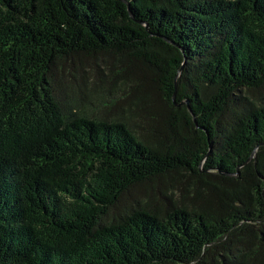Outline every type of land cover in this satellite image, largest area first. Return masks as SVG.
I'll use <instances>...</instances> for the list:
<instances>
[{
    "label": "trees",
    "instance_id": "trees-1",
    "mask_svg": "<svg viewBox=\"0 0 264 264\" xmlns=\"http://www.w3.org/2000/svg\"><path fill=\"white\" fill-rule=\"evenodd\" d=\"M0 264H264V0H0Z\"/></svg>",
    "mask_w": 264,
    "mask_h": 264
},
{
    "label": "water",
    "instance_id": "water-1",
    "mask_svg": "<svg viewBox=\"0 0 264 264\" xmlns=\"http://www.w3.org/2000/svg\"><path fill=\"white\" fill-rule=\"evenodd\" d=\"M253 156H254V152H253V154L250 156V158H249V159H251Z\"/></svg>",
    "mask_w": 264,
    "mask_h": 264
}]
</instances>
